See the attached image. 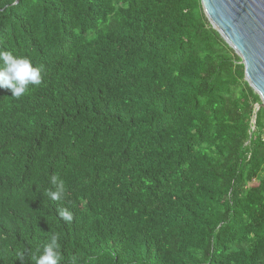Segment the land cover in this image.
I'll list each match as a JSON object with an SVG mask.
<instances>
[{"label":"trees","instance_id":"trees-1","mask_svg":"<svg viewBox=\"0 0 264 264\" xmlns=\"http://www.w3.org/2000/svg\"><path fill=\"white\" fill-rule=\"evenodd\" d=\"M0 49L42 76L0 88V264H264V109L201 0H0Z\"/></svg>","mask_w":264,"mask_h":264},{"label":"water","instance_id":"water-1","mask_svg":"<svg viewBox=\"0 0 264 264\" xmlns=\"http://www.w3.org/2000/svg\"><path fill=\"white\" fill-rule=\"evenodd\" d=\"M205 16L240 57L244 78L259 95L251 120L264 109V0H201Z\"/></svg>","mask_w":264,"mask_h":264},{"label":"clouds","instance_id":"clouds-1","mask_svg":"<svg viewBox=\"0 0 264 264\" xmlns=\"http://www.w3.org/2000/svg\"><path fill=\"white\" fill-rule=\"evenodd\" d=\"M41 82V69L35 66L30 58L0 49V88H8L12 97L20 98L28 91L29 86L40 85ZM51 183L56 186V190H49V197L52 200H61L64 193L63 184H58L56 177L52 178ZM58 211L65 222L71 223L73 215L69 210ZM61 259L58 237L53 235L35 257V264H60Z\"/></svg>","mask_w":264,"mask_h":264}]
</instances>
